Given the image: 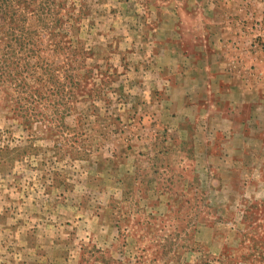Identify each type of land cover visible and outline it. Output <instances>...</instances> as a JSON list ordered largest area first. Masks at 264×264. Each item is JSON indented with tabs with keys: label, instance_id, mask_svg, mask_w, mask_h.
<instances>
[{
	"label": "rangeland",
	"instance_id": "374dc122",
	"mask_svg": "<svg viewBox=\"0 0 264 264\" xmlns=\"http://www.w3.org/2000/svg\"><path fill=\"white\" fill-rule=\"evenodd\" d=\"M0 10V264H264V0Z\"/></svg>",
	"mask_w": 264,
	"mask_h": 264
},
{
	"label": "trees",
	"instance_id": "16d2710c",
	"mask_svg": "<svg viewBox=\"0 0 264 264\" xmlns=\"http://www.w3.org/2000/svg\"><path fill=\"white\" fill-rule=\"evenodd\" d=\"M6 0H0V9H1V5L3 2H5ZM31 1H37V0H31ZM49 4V2L47 3V5ZM1 11V10H0ZM49 11V8L48 9H40L39 12L43 13V14H46L47 12Z\"/></svg>",
	"mask_w": 264,
	"mask_h": 264
}]
</instances>
